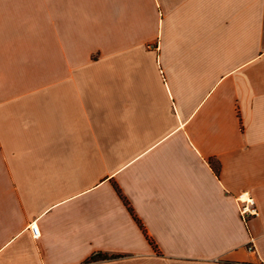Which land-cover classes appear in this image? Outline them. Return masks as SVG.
<instances>
[{
	"label": "crops",
	"instance_id": "crops-1",
	"mask_svg": "<svg viewBox=\"0 0 264 264\" xmlns=\"http://www.w3.org/2000/svg\"><path fill=\"white\" fill-rule=\"evenodd\" d=\"M0 264H264V0H0Z\"/></svg>",
	"mask_w": 264,
	"mask_h": 264
},
{
	"label": "built area",
	"instance_id": "built-area-1",
	"mask_svg": "<svg viewBox=\"0 0 264 264\" xmlns=\"http://www.w3.org/2000/svg\"><path fill=\"white\" fill-rule=\"evenodd\" d=\"M238 201L241 204L240 216L245 224H247L251 218L259 217V211L255 205V202L253 201V199H250L248 195H241L238 198ZM31 232L35 239H38L40 237V230L36 225L31 226ZM248 251L249 252L255 251L252 243H250L248 247Z\"/></svg>",
	"mask_w": 264,
	"mask_h": 264
},
{
	"label": "trees",
	"instance_id": "trees-1",
	"mask_svg": "<svg viewBox=\"0 0 264 264\" xmlns=\"http://www.w3.org/2000/svg\"><path fill=\"white\" fill-rule=\"evenodd\" d=\"M116 257H110L107 255H102V254H97L96 256H94L91 261L92 262H97V261H102V260H110V259H114Z\"/></svg>",
	"mask_w": 264,
	"mask_h": 264
}]
</instances>
